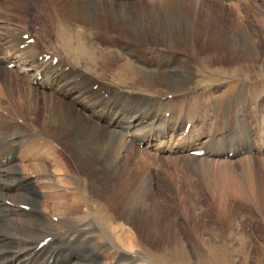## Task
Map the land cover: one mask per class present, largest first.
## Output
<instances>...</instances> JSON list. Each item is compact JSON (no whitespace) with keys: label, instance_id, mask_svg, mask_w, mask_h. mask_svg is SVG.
<instances>
[{"label":"rangeland","instance_id":"1","mask_svg":"<svg viewBox=\"0 0 264 264\" xmlns=\"http://www.w3.org/2000/svg\"><path fill=\"white\" fill-rule=\"evenodd\" d=\"M31 1L0 0V7L3 8H0V36L11 37L29 32L31 38L39 41L34 51L40 58H44L45 54L63 55L87 75L94 77L96 82L107 88H118L120 93L124 92L133 97L125 102L128 107V111L123 113L126 120L131 122L133 119H144L143 122L147 124L156 115L162 117L163 130L154 136L158 140L154 143L162 148L161 145L168 142L165 144L167 150H157L156 147H148L144 143V134L138 139L117 129L131 140V147L123 152L128 161L125 163L126 167L131 171L130 179L136 180L141 175L140 184L145 183L147 186L144 198L146 218L141 221L135 215H125L120 206L115 205L111 211L115 217L110 220L109 215L98 208L99 199L95 194L87 192L83 197L92 198L88 203L94 213L83 205L74 229L70 227L71 230H66L67 234L71 233V237L81 236L84 240L78 242L79 239L76 238L70 245L72 251L77 246V250L74 249L73 252H78L72 255L77 260L75 264H264V252L259 255V260H255L254 246L247 245L242 248L238 243L243 235L245 241L254 239L255 245L264 243V187L257 198L252 189L253 184L259 187L264 185V153L252 155V152H264H255L258 151L256 147L259 144V149H262V139L258 137L256 128L252 129L255 134L252 137L253 142H257L254 151L245 156L237 153L232 157L231 153L230 160L225 159L227 155H220L234 147L230 141L231 135L236 132L234 125L237 122L229 111L232 109L231 97L236 94L240 85L245 82L248 85L256 83L263 94L264 103V72L261 70V67L264 68V0H180L181 3L173 10L160 11V19H150L164 21V27L156 30L159 46L154 45L148 34L145 44L140 45L131 34L128 36L114 28L111 23L101 21L99 27L94 26L96 29L92 35L82 33L74 39L75 43L70 48L62 45L61 41L50 39L49 22L53 21L54 11L51 10L48 14L49 5L46 2L42 1L37 5ZM12 31L15 33L11 34ZM49 34L50 37H46ZM246 35L251 38V44H254V49H247L250 57L221 44L223 40L226 43L234 42L237 37ZM125 36L130 40H123ZM162 37L168 39L171 45L163 43ZM253 50L258 51L261 57L252 62L249 59L253 58ZM173 54H176L175 61H172ZM156 60L169 61L165 65L171 64L174 68L180 67L183 61L185 68L190 70V81L184 83V88L174 87V91L170 92L166 86L154 85L153 89H148L146 86L132 84L119 75L125 71L137 75L139 70L153 73L156 71L153 66ZM71 67L68 66L67 69ZM10 69L14 73L8 87L13 82L17 83L22 71V68ZM249 72L251 76L261 78L246 81L245 75ZM244 91V99H248V89ZM110 97V101L115 99ZM164 98L170 100L167 107L164 106L167 104ZM160 99L164 103L161 107L158 106L162 102ZM172 110L176 116L171 121L172 115L168 111ZM0 114L6 115L2 108ZM111 118L102 120L101 124L107 125ZM22 121L21 118L19 123ZM154 123L159 122L156 120ZM188 123L192 125L187 134L184 131ZM224 125H228V128ZM34 132L37 133V130ZM176 143L178 145H174ZM186 143L189 144L187 149L177 148ZM210 143H213L215 150H207ZM172 145L177 149H171ZM199 146L207 154L189 157L188 149ZM247 156L252 157L253 161ZM6 157L9 162L15 160L13 155ZM9 157L12 159L9 160ZM65 157L67 158L66 155ZM196 159L206 161L203 164L196 162ZM67 180L72 179L67 177ZM16 195V190L7 194L11 199ZM0 196L1 200V193ZM48 217L53 219L52 214ZM57 220L58 216H54L53 221L58 222ZM155 222L159 225L161 235L151 237L148 230ZM4 223L2 221L1 226L8 227ZM120 226L125 227L126 231L131 230L134 237L136 236L134 249L123 248L110 237L109 228ZM20 238L24 240L23 237L16 238L12 245L14 251L19 250ZM28 242L36 243L34 247L37 249L41 248V240ZM95 248L101 252H93Z\"/></svg>","mask_w":264,"mask_h":264},{"label":"bare ground","instance_id":"2","mask_svg":"<svg viewBox=\"0 0 264 264\" xmlns=\"http://www.w3.org/2000/svg\"><path fill=\"white\" fill-rule=\"evenodd\" d=\"M42 1L49 5L48 14L51 10L54 11L52 12L53 21L49 22L51 37L50 34L46 37L61 41L62 45L67 48L73 46L74 39L82 33L92 35L93 30L96 29L94 26L99 27L101 21L111 23L114 28L127 33L128 36L131 34L140 45L145 44V37L148 34L154 45L159 46L160 41L159 36H156V30L164 27V21H150V19L155 17L160 19V11L173 10L181 3L180 0H32L31 2L38 5ZM192 1L188 0V2ZM46 4L44 6H47ZM81 24L86 26H81ZM173 25L175 26V23ZM178 27L180 28L181 25ZM26 34H15L16 36L11 35V37L0 36V108L6 113L5 116L0 114V193L2 195L0 200V264H75L77 260L72 255L78 252H73L77 246L72 251L70 245L77 237H71V233L68 235L67 231L70 227L73 228L75 221L81 216L78 213L81 212L83 205L94 213L88 203L92 198L83 197L87 192L95 194L99 199L98 208L107 213L110 220L115 217L111 213L115 205L120 206L125 215H135L141 221L146 218L145 210L147 209L144 198L147 194V186L145 183L140 184L141 175L136 177V180L130 179L131 171L126 167L125 163L128 161L123 152L131 147V140H128L125 134H120L117 129H121L129 137L135 136L138 139L146 134L143 135V139L146 140L144 143L149 145L148 147L167 150L165 148L167 141L161 145L162 148H158L154 143L158 142L154 136L162 133L164 119L156 115L152 121L158 120L157 124L154 123L155 121L145 124L144 119H133L128 122L123 114L128 111L125 102L133 97L124 92L120 93L118 88H107L96 82L94 77L87 75L84 70L73 65L71 59L69 61L63 55L58 56L54 52V55L59 58L57 64H54L55 57L48 59L46 55L40 58L34 51L37 49L38 39L34 41V44H27V41L23 39ZM128 36L123 37V40L129 41ZM162 39L163 43L171 45L168 39L163 37ZM250 39L248 35L239 36L234 42L226 43L223 40L221 44L223 47L236 49L243 56L250 57L247 49L250 47L254 49V44H251ZM214 44L218 45L217 42ZM25 45L26 47L22 49ZM260 57L258 51L253 50V58L251 56L252 59L249 60L253 62ZM175 60H177L176 54H173L172 61ZM167 62L156 60L153 64L156 71L153 73L139 70L137 75L126 73L127 71L119 75L128 79L132 84L146 86L148 89H153L154 85L166 86L171 90L170 92L174 91V87L184 88V83L190 81L191 73L188 72L190 70L185 68L183 61L178 68H174L171 64L166 66ZM12 64H15L17 70L22 68V71L17 83L13 82L8 87L9 80L14 73L13 69L8 68ZM67 66L72 67L67 69ZM261 70L264 72L263 67ZM257 78L261 77L251 76L250 72L245 75L246 81L251 82V79L256 81ZM76 80L79 82L77 83ZM252 85L245 82L231 97L233 101L229 113L233 114L237 125H234L236 132L230 134L232 141L228 140L234 144L233 149L220 154L228 155L225 159L230 160L229 153L231 152L233 156L237 153L239 156H245L255 150L257 142L254 143L252 138L255 135L252 133L254 128L258 131V137L262 139V149H259V144L256 147L258 151L255 152L264 151L263 94L256 83ZM245 89H248V99H244ZM109 96L115 99L110 101ZM168 98H164L166 105L160 99L162 102L160 101L158 106L167 107L170 101ZM168 112L170 116L172 115L171 121L174 120L175 112L173 110ZM234 113L237 115L235 116ZM110 117L112 118L107 125L101 124L102 120L106 118L109 120ZM21 118L23 122L19 123ZM168 122L171 124L170 120ZM174 125L177 127L175 121ZM224 126L228 128V125ZM35 130L37 133L34 132ZM260 140L257 141L260 142ZM200 146L188 149V156H191V151L204 149ZM213 146V143H210L207 150H215ZM170 147L172 149L175 146ZM187 147H189L188 143L177 148L184 150ZM262 153L264 152H252V155ZM8 155H13L15 160L9 162L6 157ZM10 159L12 157H9ZM248 159L253 161L252 157ZM195 161L203 163L206 160L196 159ZM67 177L72 180H67ZM253 185V193L257 198L264 185L262 187ZM15 190L17 192L15 198H9L7 194ZM42 199H45V202H42ZM23 205H29L30 211L26 212L22 208ZM49 214H52L53 219L54 216H58V222L50 219ZM2 221L8 227L1 226ZM124 228L123 226L109 228L110 237L121 247L134 249L136 236L134 237L131 230L126 231ZM159 233V225L155 222L148 230V234L151 237H157ZM18 237H23L24 240L20 238L19 250L14 251L12 245ZM47 237H51V240L47 245L38 249L34 247L36 243L29 244L28 242L29 240L36 242L41 240L42 242ZM78 237V242H84L81 236ZM238 241L242 248L247 245L254 246V258L259 260V255L264 252V243L255 245L254 239L245 241L244 235ZM98 251L101 252L100 249H93V252ZM243 253L246 255V250Z\"/></svg>","mask_w":264,"mask_h":264}]
</instances>
